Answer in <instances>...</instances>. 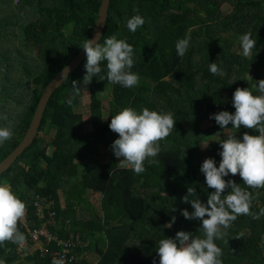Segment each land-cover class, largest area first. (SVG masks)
Here are the masks:
<instances>
[{
    "label": "trees",
    "instance_id": "trees-1",
    "mask_svg": "<svg viewBox=\"0 0 264 264\" xmlns=\"http://www.w3.org/2000/svg\"><path fill=\"white\" fill-rule=\"evenodd\" d=\"M224 3L231 9L222 16L218 10ZM101 4L102 0H0V116L8 117L0 118V128L12 131V138L0 144V162L22 141L44 88L90 38ZM134 15L145 23L130 32L127 20ZM189 29V46L178 57L176 42ZM246 33L256 41L247 57L240 43ZM111 36L133 47L130 71L139 76L138 84L126 88L110 83L106 61L102 62L99 76L85 85L91 118V131L86 132L81 114L75 112L82 98L85 56L49 98L34 141L0 175V184L11 185L26 204L18 223L26 240L28 231L44 228L60 240L88 242L86 250L77 246L73 255L87 252L98 257L94 262L90 254L83 255L66 264H159V240L174 238L181 230L203 238L202 221L181 215L184 209L194 211L182 197L191 187L197 193L191 199L207 203L214 189L200 169L206 158L219 167L222 149L217 141L233 133L239 139L245 132L259 134L243 126L232 128L231 123L222 129L210 116L235 113L232 98L237 87L259 94L256 81L264 79V0H111L98 42L103 45ZM213 62L221 74L210 72ZM72 81L79 82L78 93ZM104 95L109 97L106 109ZM126 107L171 113L176 120L170 135L159 142V163L146 160L140 174L118 166L110 147L118 138L109 128L111 116ZM203 120L210 124L199 127ZM100 148L107 161L83 164L85 171L80 173L78 162L99 154ZM224 179L247 187L238 174ZM247 190L256 196L251 211L258 213L264 208V188ZM93 193L101 196L100 212L89 203ZM173 216L176 220L169 228ZM227 233L214 241L222 249L223 264H264V216L254 220L239 215ZM40 241L44 252L31 250L29 242L23 248L6 242L0 245V260L51 264L53 252L62 247L55 240Z\"/></svg>",
    "mask_w": 264,
    "mask_h": 264
},
{
    "label": "clouds",
    "instance_id": "clouds-1",
    "mask_svg": "<svg viewBox=\"0 0 264 264\" xmlns=\"http://www.w3.org/2000/svg\"><path fill=\"white\" fill-rule=\"evenodd\" d=\"M144 23L140 15H134L127 20V28L135 32ZM190 31L176 42L178 57L186 53L191 39ZM98 39L86 38L81 46L86 53L83 84L88 85L93 77L99 76L101 63L106 61V78L110 83L126 88L136 86L139 76L130 71L134 65L133 47L125 39H117L116 36L106 38L103 45ZM240 43L245 57L256 46L251 33L243 34ZM209 70L214 75L221 74L215 62L210 63ZM256 82L258 95H254L248 88L237 87L232 98L235 113L220 111L210 116V119H214L222 129L228 128L231 123L232 128L240 129L243 126L259 134L250 135L245 132L242 139H239L233 133L217 141L222 149L219 152V167L214 159L206 158L200 169L207 186L214 189L208 195L207 203H202L198 198L191 199L197 195L191 187L187 188V194L182 197V202L190 203L194 211L184 209L181 215L187 220L202 221L203 238L181 230L174 238L159 240L156 250L159 264H223L220 259L222 249L214 241L223 240L228 235L227 229L239 215H250L254 220L264 216V208L258 213L251 211L256 196L247 190L264 188V79ZM78 84V81H72V88L77 93L81 90ZM0 118L8 119L6 115ZM175 123L171 113L162 114L146 107L140 112L130 107L119 110L111 116L109 124L110 130L118 134L110 146L114 156L120 160L118 165L140 174L145 171L146 160L150 165L159 163L155 159L160 152L159 142L170 135ZM11 138L10 127L0 128V144ZM229 174H238L247 187L242 188L234 180L226 181L224 177ZM172 211L176 209L173 207ZM25 213L26 204L13 192L11 185L0 184V245L11 242L23 246L26 243L25 235L18 228ZM175 220L173 216L166 226L170 228ZM0 264H5V261L0 260ZM51 264H66V261L64 256H53Z\"/></svg>",
    "mask_w": 264,
    "mask_h": 264
},
{
    "label": "water",
    "instance_id": "water-1",
    "mask_svg": "<svg viewBox=\"0 0 264 264\" xmlns=\"http://www.w3.org/2000/svg\"><path fill=\"white\" fill-rule=\"evenodd\" d=\"M111 0H102V4L99 7L98 15L96 18V22L94 24V28L91 32L90 38H99L104 31V26L108 14L109 3ZM86 53L81 48L78 53L71 59V61L47 84L44 90L41 93L39 101L37 103L36 109L32 116V120L29 124V127L22 139V141L18 144V146L9 153L1 162H0V175L4 173L16 160L17 158L28 148L32 142L34 141L39 126L41 122L42 115L44 113V109L46 104L54 93V91L61 86V84L75 71L76 68L81 64L83 59L85 58ZM66 75V76H65ZM65 76V77H64Z\"/></svg>",
    "mask_w": 264,
    "mask_h": 264
},
{
    "label": "rangeland",
    "instance_id": "rangeland-1",
    "mask_svg": "<svg viewBox=\"0 0 264 264\" xmlns=\"http://www.w3.org/2000/svg\"><path fill=\"white\" fill-rule=\"evenodd\" d=\"M230 9H231L230 5L228 3H224V4L221 5L220 9L218 10V14L223 16ZM108 101H109V97L107 95H104L103 105H104L105 109L107 108ZM75 112L81 114L84 130L86 132H90L91 131V118H90V107H89V92H88L87 87L85 85L83 86V90H82L81 102L75 108ZM103 117L105 119H107L108 118V113L105 112L103 114ZM209 124H210V122L203 120L198 125H199V127H203L204 128V127L208 126ZM42 135H44V134H42ZM105 152H106L105 149L102 150V148H100L99 154L90 155L85 161L78 162V164L80 166L79 167L80 168V173H83L85 171V167H84L83 164H86V163L90 164V163H93V162H96V163L97 162H100V163L106 162L107 161V155H106ZM119 162H120V160L117 158V163L119 164ZM92 195L93 194H89L88 195V199H90L89 203L92 205L91 207H94V209H96L97 211L100 212V210H101V202H100L99 199H96ZM96 195H97V193H96ZM60 200H61V203L63 204V198L61 197V195H60ZM83 213H84V210H83ZM34 248H35L34 251L38 250L37 246H34ZM89 254H90L91 258H92V261L96 262L98 257L95 254H93V253H89ZM89 254L86 252L84 255L88 256ZM25 257H26V255L23 256V258H25ZM16 264H21V263H19V261H17Z\"/></svg>",
    "mask_w": 264,
    "mask_h": 264
},
{
    "label": "built area",
    "instance_id": "built-area-1",
    "mask_svg": "<svg viewBox=\"0 0 264 264\" xmlns=\"http://www.w3.org/2000/svg\"><path fill=\"white\" fill-rule=\"evenodd\" d=\"M258 204L261 201H256ZM36 206L38 205L37 203L35 204ZM49 204H46L47 207H49ZM54 213L50 212L49 213V217H53ZM46 239L48 240L50 243L51 241H57L58 245L62 247V251H54L53 255L57 256L58 258L60 256H64L66 263L69 262H78V260H80L82 258V256L85 254V252H81V254H75L73 255V249L75 247H79L80 250H86V248L88 247V242H84V241H78V243L74 242L72 239H67V240H60L57 237H54L53 235H50L49 232L44 229L41 228L40 230H32V231H28V239L26 240V243L23 246H19L20 248H23L25 246H27L28 242L31 244V250H35L34 246L38 247V250L41 251H46L45 248L43 246H40L39 243L41 242V239ZM65 250H66V255H65Z\"/></svg>",
    "mask_w": 264,
    "mask_h": 264
},
{
    "label": "crops",
    "instance_id": "crops-1",
    "mask_svg": "<svg viewBox=\"0 0 264 264\" xmlns=\"http://www.w3.org/2000/svg\"><path fill=\"white\" fill-rule=\"evenodd\" d=\"M92 196H94L96 199L101 200V196H100L99 194L96 195V193H93ZM89 201H90V199H89ZM97 261H98V259L96 260V262H97Z\"/></svg>",
    "mask_w": 264,
    "mask_h": 264
}]
</instances>
